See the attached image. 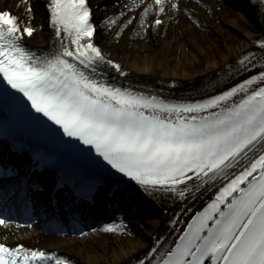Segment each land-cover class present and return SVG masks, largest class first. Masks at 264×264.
Here are the masks:
<instances>
[{
  "label": "snow or ice",
  "instance_id": "6c2138e0",
  "mask_svg": "<svg viewBox=\"0 0 264 264\" xmlns=\"http://www.w3.org/2000/svg\"><path fill=\"white\" fill-rule=\"evenodd\" d=\"M22 3L24 20L0 9V104L24 112L69 154L88 159L94 150L123 178L113 183V196L131 199L138 191L154 201L182 204L171 220L170 232L178 237L170 243L168 237L155 239L138 264H264V36L253 41L257 50L227 66L230 80L246 78L222 87L213 84V92L194 101H174L108 79L110 71L128 74L96 43L89 0H46L53 46L43 55L25 46V37L36 28L31 0ZM141 3L138 23L133 15L118 24L126 10L140 9L133 0L101 27L116 25L118 39L125 29L146 35L170 12L191 18L180 0ZM260 3L264 15V0ZM153 13L154 22H149ZM52 166L50 157L34 152L33 171ZM18 175L15 167L0 165V176ZM70 183L82 197L92 195L94 185L78 186L59 169L55 187L62 190ZM31 187L42 191L37 182ZM205 197L202 211L183 220L193 211L191 203ZM10 223L0 218V225ZM181 223L186 226L177 229ZM125 229L123 223L108 224L103 231ZM0 264L72 262L55 252L0 243Z\"/></svg>",
  "mask_w": 264,
  "mask_h": 264
},
{
  "label": "bare ground",
  "instance_id": "6f19581e",
  "mask_svg": "<svg viewBox=\"0 0 264 264\" xmlns=\"http://www.w3.org/2000/svg\"><path fill=\"white\" fill-rule=\"evenodd\" d=\"M201 1L206 7L191 0H180L182 8L191 18L183 13L170 12L167 16H162L163 26L151 28L146 35H133L134 29H125L117 39L114 31L119 28L115 26L113 30L107 29L103 34V46L111 56L123 59L136 78L155 81H167L174 77L186 81L203 79L232 63L237 56L249 49L253 40L264 33V28H260L251 15L225 9L220 14L215 11L217 3ZM19 2L20 0H0L3 6L15 7L20 12L24 5L21 2L22 5L18 8ZM146 3H151V0H146ZM32 9V24L36 28L32 38L41 44L46 40L47 29L41 23L42 13L33 5ZM138 13L130 12L127 17H138ZM159 223L160 217L146 221L139 226L141 228L134 237L127 233L111 235L103 232L80 238H46L33 231L21 230L16 233L13 229L1 226L0 235L10 243L17 240L26 243L34 241L42 248L63 250L82 264H124L127 259L135 257L150 246V237Z\"/></svg>",
  "mask_w": 264,
  "mask_h": 264
}]
</instances>
